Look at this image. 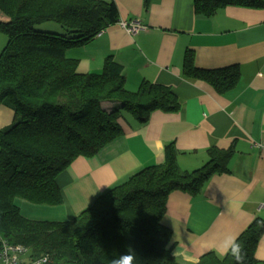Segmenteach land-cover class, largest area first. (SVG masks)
<instances>
[{
    "label": "trees",
    "instance_id": "1",
    "mask_svg": "<svg viewBox=\"0 0 264 264\" xmlns=\"http://www.w3.org/2000/svg\"><path fill=\"white\" fill-rule=\"evenodd\" d=\"M229 6L264 9V0H194L195 13L208 18ZM119 21L113 0H0V32L7 36L0 53V106L15 116L12 125L0 129V251L6 240L29 248L33 261L48 258L46 264H111L128 251L136 257L134 264H182L172 254V232L163 224L168 198L175 191L196 195L210 177L229 171L232 148L211 149L206 165L185 172L171 144L163 164L109 189L72 221L28 219L18 205V200L63 205L57 178L77 159H91L121 138L126 113L143 125L155 111L180 109L167 86L143 81L136 92L129 91L123 66L112 58L101 73L77 71L78 61L68 58V50L89 44ZM45 23L65 33L36 30ZM184 75L219 93L235 88L240 78L236 67L201 70L188 58ZM261 221L255 219L237 239L245 264H264L255 258L264 233ZM196 264L235 261L230 254L209 252Z\"/></svg>",
    "mask_w": 264,
    "mask_h": 264
},
{
    "label": "crops",
    "instance_id": "2",
    "mask_svg": "<svg viewBox=\"0 0 264 264\" xmlns=\"http://www.w3.org/2000/svg\"><path fill=\"white\" fill-rule=\"evenodd\" d=\"M113 1L119 23L68 50V58L78 61L81 74L101 73L112 58L123 66L129 91L136 92L143 81L167 86L180 109L155 111L143 125L125 114L121 138L91 159H77L57 178L63 205L35 207L29 213L39 218H30L18 200L21 212L32 220L72 221L109 189L163 164L171 144L185 172L206 165L211 149L232 148L229 171L210 177L196 195L171 193L163 219L178 262L196 264L209 252L224 256L221 243L227 236L238 239L255 219L264 220V9L229 6L208 18L195 13L194 0ZM121 22L141 30L129 33ZM45 26L65 33L58 25ZM187 58L201 70L236 67L239 82L219 93L201 79L185 77ZM14 120V112L0 106V129ZM255 258L264 261V233Z\"/></svg>",
    "mask_w": 264,
    "mask_h": 264
},
{
    "label": "built area",
    "instance_id": "3",
    "mask_svg": "<svg viewBox=\"0 0 264 264\" xmlns=\"http://www.w3.org/2000/svg\"><path fill=\"white\" fill-rule=\"evenodd\" d=\"M123 29L129 33H136L141 30L139 24H128L121 22ZM103 32V31H102ZM102 32L99 34L101 35ZM1 251H0V264H37L38 261H44V264L48 263V258L44 257L37 261L31 260V250L23 245H13L6 240H1Z\"/></svg>",
    "mask_w": 264,
    "mask_h": 264
},
{
    "label": "clouds",
    "instance_id": "4",
    "mask_svg": "<svg viewBox=\"0 0 264 264\" xmlns=\"http://www.w3.org/2000/svg\"><path fill=\"white\" fill-rule=\"evenodd\" d=\"M261 223H264V221H261ZM221 249L224 253L231 255L235 264H245L246 253L240 243H238L236 237L227 236L221 243ZM177 254H179L178 250L175 251L174 255L176 256ZM135 258L133 252L128 251L113 258L111 264H134ZM188 259L192 258L188 257ZM37 264H44V261H38Z\"/></svg>",
    "mask_w": 264,
    "mask_h": 264
},
{
    "label": "rangeland",
    "instance_id": "5",
    "mask_svg": "<svg viewBox=\"0 0 264 264\" xmlns=\"http://www.w3.org/2000/svg\"><path fill=\"white\" fill-rule=\"evenodd\" d=\"M47 24L56 25V24H54V23H45V24H41L40 26H37V27H36V30L43 31V32L56 33V34H59V35L62 34L61 32H58V31H55V30H49V29H48V26H45V25H47ZM45 30H46V31H45ZM5 41H6V42H5ZM6 43H7V36H6L5 34H3V33L0 32V53H1V51L3 50V48L5 47ZM108 105H111V103H108ZM126 115H127L128 117H132V115L129 114V113H126ZM26 205L29 206V207H32V208L28 209ZM20 206L22 207L23 212H24L25 214H27L28 216H30V218H39V217H38L39 214H35L34 216H32V215L29 213V212L32 211V209H36L35 207H50V206H46V205H34V204H30V203H28V202H26V201H22V200L20 201ZM37 209H40V208H37ZM30 210H31V211H30Z\"/></svg>",
    "mask_w": 264,
    "mask_h": 264
}]
</instances>
